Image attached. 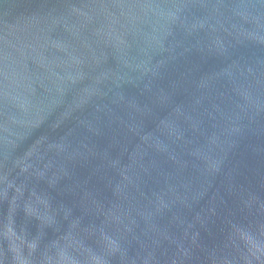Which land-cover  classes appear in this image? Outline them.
Listing matches in <instances>:
<instances>
[{
	"label": "water",
	"instance_id": "95a60500",
	"mask_svg": "<svg viewBox=\"0 0 264 264\" xmlns=\"http://www.w3.org/2000/svg\"><path fill=\"white\" fill-rule=\"evenodd\" d=\"M0 264H264V0H0Z\"/></svg>",
	"mask_w": 264,
	"mask_h": 264
}]
</instances>
